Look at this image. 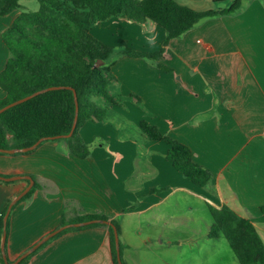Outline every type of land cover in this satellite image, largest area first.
<instances>
[{
  "label": "crops",
  "instance_id": "obj_1",
  "mask_svg": "<svg viewBox=\"0 0 264 264\" xmlns=\"http://www.w3.org/2000/svg\"><path fill=\"white\" fill-rule=\"evenodd\" d=\"M176 1L204 11L227 0ZM109 20L119 26L116 42L95 36L98 22L90 32L120 52L165 49L157 62L166 70L154 60L118 55L110 92L119 104L99 100L107 107L106 119L89 121L79 131L90 157L77 158L66 142L54 140L31 152L0 154V175H28L39 185L10 212L8 262L60 227L64 216L105 215L120 226L124 264H239L222 255L225 238L209 237L213 219L204 210L227 205L256 227L264 222V0H244L237 13L203 21L167 46L166 30L151 20ZM0 49L1 73L9 51L5 43ZM142 120L188 146L194 161L213 174L211 183L198 188L177 171L167 160L170 145L150 141ZM29 184L0 181V220ZM190 231L198 235L190 237ZM185 244L203 258L181 254ZM28 264H114L110 232H68Z\"/></svg>",
  "mask_w": 264,
  "mask_h": 264
},
{
  "label": "trees",
  "instance_id": "obj_2",
  "mask_svg": "<svg viewBox=\"0 0 264 264\" xmlns=\"http://www.w3.org/2000/svg\"><path fill=\"white\" fill-rule=\"evenodd\" d=\"M22 1L0 0V17L24 9ZM38 1V11H22L2 35L9 58L0 73V88L5 92V97L0 99V109L38 91L61 88L48 90L0 114V149L27 148L41 138L68 135L76 115L75 91L79 103L77 127L70 138L54 141L66 142L69 152L80 159L91 155L90 146L81 137L80 129L89 121L102 122L107 117V107L99 100L106 104H119V99L110 92V86L116 80L112 68L118 55L154 60L160 69L166 70L162 63L157 62L165 49L147 53L131 48L117 51L90 32L95 22H105L113 17H123L139 24L151 20L166 30L164 46H167L171 40L182 37L203 21L237 13L244 3V0H233L226 9L197 11L176 0ZM99 61L103 64L98 65ZM140 127L150 141H164L170 145L167 160L193 185L206 188L211 183L213 174L194 161L188 146L165 135L159 127L146 120L141 121ZM38 187L35 183L23 199L30 197ZM208 208L213 219L209 237L225 238L239 264H264V241L254 222L227 205L217 208L208 204ZM260 212L264 218V205ZM6 213L7 210L0 220V235L4 232ZM93 219L109 220L105 215L71 219L64 216L60 226ZM112 223L120 234L119 224L115 220ZM93 227L108 228L113 263L119 264L113 229L104 224L69 228L19 264H28L40 249L62 235ZM6 230H9V221ZM0 263L6 264L1 250Z\"/></svg>",
  "mask_w": 264,
  "mask_h": 264
},
{
  "label": "water",
  "instance_id": "obj_3",
  "mask_svg": "<svg viewBox=\"0 0 264 264\" xmlns=\"http://www.w3.org/2000/svg\"><path fill=\"white\" fill-rule=\"evenodd\" d=\"M103 62L99 61L98 65H102ZM61 87H51L48 89H44L41 91H38L28 97H25L23 99H20L16 102H13L5 107H3L2 109H0V114H2L3 112H5L6 110L21 104L31 98H33L34 96H37L41 93H44L48 90H55ZM74 91V89H73ZM75 94V100H76V115H75V120H74V124L72 127L71 132L68 135H62V136H55V137H45V138H41L39 141H37L33 146L31 147H27V148H21V149H0V153H6V154H16V153H27V152H31L34 151L38 146H40L43 142L45 141H49V140H58V139H63V138H70L73 134L74 131L77 127V123H78V115H79V103H78V98H77V94L74 91ZM17 180H29L30 184L29 186L16 198L12 201V203L10 204L8 211L6 213V216L4 218V233H3V237H2V242H1V253L3 256V259L5 261L6 264H19L22 260H24L25 258H27L29 255H31L32 253H34L35 251H37L42 245H44L46 242H48L50 239H52L54 236L58 235L59 233L69 229V228H76V227H83V226H88L91 224H104L107 226L112 227L113 229V233H114V238H115V246H116V251H117V260L119 264H123L122 261V256H121V244H120V235L118 232L117 227L112 223V221L110 220H104V219H93L90 221H86V222H80V223H68L66 225L60 226L57 229H55L54 231L50 232L49 234H47L45 237H43L40 241H38L34 246H32L30 249H28L25 253H23L14 263H9L8 262V258L6 255V240H7V230H6V226H7V222H8V217L10 215V212L13 208V206L20 201L21 199H23L24 196H26L30 190L33 188L34 186V179L31 176L28 175H20V176H15V177H6L3 175H0V181L3 182H14Z\"/></svg>",
  "mask_w": 264,
  "mask_h": 264
},
{
  "label": "rangeland",
  "instance_id": "obj_4",
  "mask_svg": "<svg viewBox=\"0 0 264 264\" xmlns=\"http://www.w3.org/2000/svg\"><path fill=\"white\" fill-rule=\"evenodd\" d=\"M233 0H227V1H220L218 3H212V8L214 9H226L228 8L231 4H232ZM21 4L23 5L24 9H20L18 11H15L14 13L8 15V16H4V17H0V46H3V39H2V32L3 30H6V28L8 26H10L12 24V21L14 20V18L21 13L22 11H38L39 10V1L38 0H23L21 2ZM94 30L93 32H95V36H102L103 35H107L111 38H113L115 41H111L116 42V34L117 33V28L119 27L118 25H115L114 23H112L110 20L106 21V22H98L94 25ZM92 32V31H91ZM115 44V43H114ZM117 51H119V49H116ZM1 52V49H0ZM204 212L206 213V217H209L210 219H212L211 213H209L207 210H204ZM262 216H260L261 218ZM257 229L258 232L260 234V236L262 237L263 241H264V222L259 220L257 221ZM189 236L191 237L192 235H198L197 233H195L194 231H190ZM200 234H202V231H199V236ZM201 237V236H200ZM224 241H226L224 239ZM223 245L225 247V252L222 253L223 256L225 257H229L231 260L232 258H235V255L232 251V249L230 248L229 244H227V242H223ZM178 251L183 254L184 256L187 255H192V253H197L200 257V259L203 258V254L200 253L197 249H192L191 245L185 244L182 245ZM176 254V250H173L171 252V257L175 256ZM219 254V253H217Z\"/></svg>",
  "mask_w": 264,
  "mask_h": 264
}]
</instances>
